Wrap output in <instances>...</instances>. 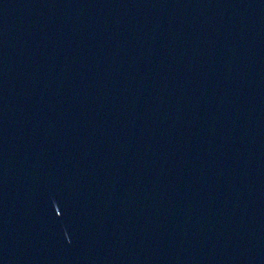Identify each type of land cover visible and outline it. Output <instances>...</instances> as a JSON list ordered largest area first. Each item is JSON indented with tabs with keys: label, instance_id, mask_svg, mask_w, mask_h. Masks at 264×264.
I'll list each match as a JSON object with an SVG mask.
<instances>
[{
	"label": "water",
	"instance_id": "95a60500",
	"mask_svg": "<svg viewBox=\"0 0 264 264\" xmlns=\"http://www.w3.org/2000/svg\"><path fill=\"white\" fill-rule=\"evenodd\" d=\"M0 264H264V0H0Z\"/></svg>",
	"mask_w": 264,
	"mask_h": 264
}]
</instances>
